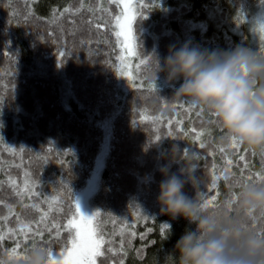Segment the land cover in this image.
Segmentation results:
<instances>
[{
    "label": "trees",
    "instance_id": "16d2710c",
    "mask_svg": "<svg viewBox=\"0 0 264 264\" xmlns=\"http://www.w3.org/2000/svg\"><path fill=\"white\" fill-rule=\"evenodd\" d=\"M261 4L134 0L124 73L119 0H0V255L22 264L9 253L15 248L24 257L39 243L54 260L66 258L78 200L103 241L96 264H179L176 241L195 225L162 215L157 203L159 167L170 162L173 146L193 156L202 178L198 197L217 196L215 207H228L237 184H264L247 180L264 175V153L241 145L233 151L210 112L174 96L161 84L163 73L157 81L152 75L155 56L162 60L171 46H248L251 15ZM65 8L70 12L55 15ZM182 163L178 158L170 171ZM184 192L196 195L190 184ZM164 224L170 228L162 233ZM246 225L258 232L264 216Z\"/></svg>",
    "mask_w": 264,
    "mask_h": 264
},
{
    "label": "clouds",
    "instance_id": "9594fccd",
    "mask_svg": "<svg viewBox=\"0 0 264 264\" xmlns=\"http://www.w3.org/2000/svg\"><path fill=\"white\" fill-rule=\"evenodd\" d=\"M159 73L174 89V96L210 112L226 140L235 139L251 152L264 153V59L241 46L223 51L184 43L179 48L171 46L162 60L155 56V81ZM167 158L170 162L159 167L163 177L157 197L160 213L195 225L176 241L173 256L179 264H264V236L245 227L250 216H264V184H239L232 213L223 204L202 207L198 197L202 178L195 175L193 156L182 155L173 146ZM178 158L183 163L171 172V163ZM186 184L195 190L194 197L184 192ZM47 262V250L33 248L22 264ZM0 264L10 262L0 255Z\"/></svg>",
    "mask_w": 264,
    "mask_h": 264
},
{
    "label": "snow or ice",
    "instance_id": "6c2138e0",
    "mask_svg": "<svg viewBox=\"0 0 264 264\" xmlns=\"http://www.w3.org/2000/svg\"><path fill=\"white\" fill-rule=\"evenodd\" d=\"M124 8L128 11L131 10L130 4H124ZM70 9L65 8L63 9V13H55V15H62L64 13H69ZM133 17L129 16L127 14H124V22L121 23V16H115L116 21V28L119 29V31L116 32L117 37H124V40L127 42L132 36L131 32V23H132ZM240 17H237V21L239 22ZM96 27H101V24L97 22ZM261 32L264 33V26H261ZM262 39H264V36H262ZM126 47H128V44H125ZM61 57L63 56V53H60ZM151 88L155 90L156 84L151 85ZM193 108H196V105H192ZM200 112H203V109H199ZM159 139V137H157ZM230 146L232 147L233 151L236 150L237 147L240 146L238 142L235 141V139H232L229 141ZM201 147H204L203 144L200 145ZM221 151L223 152L224 149L222 148ZM185 154H187V150H185ZM238 154V153H237ZM240 159L243 160L244 157L240 156ZM229 163H231L229 161ZM218 177H213L212 184L215 187L217 184ZM243 179V177L241 178ZM247 180L253 181V180H259L260 182L264 183V175H261L259 173L255 174V176H248ZM239 184H237L238 186ZM30 190V189H26ZM217 200V196H212L211 200L205 199L203 196L200 198L201 206L202 207H215V201ZM235 203V193H232V199L228 201V208L231 212L233 204ZM75 211L78 216V219L73 218L68 221V227L71 229H75V236L71 240V248H66V258L63 260H54L53 259V253L52 251L45 245L42 246L39 243H32L31 248L28 249L30 251L33 248H41L46 249L48 253V262L47 264H96V257L103 255V252L101 251V245L103 243L102 240H100L97 237V229L93 224L94 216H85L81 213L79 201H75ZM250 219H255V216H250ZM245 227H249V225H245ZM170 226L167 224H164L161 228V232L164 233L167 230H169ZM36 235L42 236L43 232L41 229L37 228L35 230ZM259 235L264 236V229H261L258 231ZM134 235V234H133ZM143 238V237H141ZM4 240V236L0 235V241ZM15 243V241H14ZM65 256V253H61V257L63 258ZM10 259H25L24 257H21L19 253L14 248L11 253H9Z\"/></svg>",
    "mask_w": 264,
    "mask_h": 264
},
{
    "label": "rangeland",
    "instance_id": "374dc122",
    "mask_svg": "<svg viewBox=\"0 0 264 264\" xmlns=\"http://www.w3.org/2000/svg\"><path fill=\"white\" fill-rule=\"evenodd\" d=\"M121 7H122V13H121V23L124 22V14H127L129 16L134 15V0H119ZM124 4H130L131 10L128 11L124 8ZM261 26H264V4L259 5L254 12L251 15V31L249 30V45L244 46L245 48L250 49L253 51L257 57L264 59V39H262V36H264V33L261 32ZM119 31V29H118ZM121 42H122V55H121V64L122 69L124 70V73H126L130 69V63L132 59V43L131 38L129 41H125L124 37L121 36ZM128 44V47L125 46V44ZM162 85H168L165 82L161 83Z\"/></svg>",
    "mask_w": 264,
    "mask_h": 264
}]
</instances>
